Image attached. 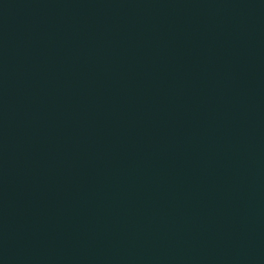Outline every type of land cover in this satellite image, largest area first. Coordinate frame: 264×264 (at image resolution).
<instances>
[{
    "label": "water",
    "instance_id": "1",
    "mask_svg": "<svg viewBox=\"0 0 264 264\" xmlns=\"http://www.w3.org/2000/svg\"><path fill=\"white\" fill-rule=\"evenodd\" d=\"M0 264H264V0H0Z\"/></svg>",
    "mask_w": 264,
    "mask_h": 264
}]
</instances>
